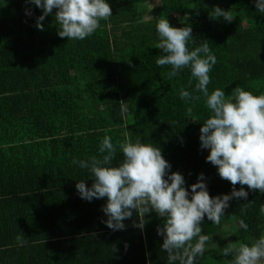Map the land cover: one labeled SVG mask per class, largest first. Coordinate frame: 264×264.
Here are the masks:
<instances>
[{
  "label": "trees",
  "instance_id": "obj_1",
  "mask_svg": "<svg viewBox=\"0 0 264 264\" xmlns=\"http://www.w3.org/2000/svg\"><path fill=\"white\" fill-rule=\"evenodd\" d=\"M106 2L109 20L86 39L68 41L58 36L55 9L41 31L36 22L42 9L24 0H0V264H169L157 234L163 219L155 212L145 215L143 230L133 226L139 222L134 212L124 230L113 231L103 223L106 198L89 202L76 190L79 181L91 187L93 178L72 161L101 158L106 135L114 145L127 133L133 143L140 138L159 147L170 173H181L189 192L200 173L210 196L232 190L206 161L209 150L200 147L199 130L210 111L194 91L196 81L189 83L190 71L168 79L170 66L155 63L163 54L156 48L155 26L159 18L173 27L190 26V50L209 42L217 60L209 93L219 88L231 96L240 86L258 96L264 95V13L254 0ZM215 3L235 19H212ZM181 88L201 98L186 103ZM122 159L118 149L111 166ZM262 206L264 193L249 191L247 200L229 202L220 225L205 216L202 234L210 239L196 264H229L223 247L259 238ZM223 224L234 225L229 242L211 248ZM18 235L26 241L22 246Z\"/></svg>",
  "mask_w": 264,
  "mask_h": 264
},
{
  "label": "clouds",
  "instance_id": "obj_2",
  "mask_svg": "<svg viewBox=\"0 0 264 264\" xmlns=\"http://www.w3.org/2000/svg\"><path fill=\"white\" fill-rule=\"evenodd\" d=\"M24 2L43 10L36 22L41 31L44 30L42 21L55 9L58 36L68 41L86 39L100 28L101 21H108L112 16L106 0ZM254 3L257 10L264 13V0H254ZM210 17H223L229 23L235 19L232 11L218 6ZM155 27L159 37L156 48L163 53L155 63L161 67L170 66L171 71L166 74L168 79L178 76L184 69L190 71L189 83L196 81L194 91L203 95L210 111L199 130L200 147L209 150L206 161L216 167L221 179L230 182L232 190L229 194L210 196L204 174L200 173L189 192L183 175L170 173L171 164L159 147L142 143L140 138L133 143L127 133L125 140L115 145L110 136H104L99 144L101 158L92 156L89 160L72 161L88 169L93 178L91 187L84 181L77 182L75 187L80 198L89 202L94 198H106L102 211L107 219L103 223L113 231L124 230V221L131 219L134 212L139 222H133V226L143 230L145 215L155 212L163 219L157 234L163 238L161 247L168 254L169 264L176 261L196 264V258L203 257L210 239L202 234L205 216L218 226L233 198L247 200L249 191L264 193V95H253L240 86L232 90L231 96H226L219 88L209 93V74L217 62L209 42L205 40L190 50L189 41L194 43L190 26L173 27L166 18H159ZM179 96L186 103L201 98L183 88ZM118 149L123 159L118 166H111ZM237 185H240L239 190ZM246 207L244 204L242 214ZM261 211L264 212V206ZM239 225L247 231L248 225L243 219ZM16 241L21 246L26 243L20 235ZM222 254L231 257L229 264H264V234L251 243L230 242L223 247Z\"/></svg>",
  "mask_w": 264,
  "mask_h": 264
},
{
  "label": "rangeland",
  "instance_id": "obj_3",
  "mask_svg": "<svg viewBox=\"0 0 264 264\" xmlns=\"http://www.w3.org/2000/svg\"><path fill=\"white\" fill-rule=\"evenodd\" d=\"M220 7L217 3H215L214 5V8L215 7ZM221 9H223V7H220ZM143 17H148V13L147 12H144L143 14ZM234 231V225H229V224H223L221 226V228H219L218 232H217V235H215L213 238H211L210 242H209V246L211 248H216L224 243H228L229 242V238L231 236V234L233 233ZM264 234V229L262 230L261 232V235ZM260 235V236H261Z\"/></svg>",
  "mask_w": 264,
  "mask_h": 264
}]
</instances>
